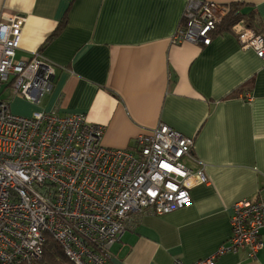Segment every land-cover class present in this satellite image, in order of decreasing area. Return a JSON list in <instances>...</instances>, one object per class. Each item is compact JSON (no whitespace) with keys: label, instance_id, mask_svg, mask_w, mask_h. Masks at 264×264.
<instances>
[{"label":"crops","instance_id":"crops-1","mask_svg":"<svg viewBox=\"0 0 264 264\" xmlns=\"http://www.w3.org/2000/svg\"><path fill=\"white\" fill-rule=\"evenodd\" d=\"M189 1L0 0V21L25 18L18 57L39 51L55 70L38 103L5 90L12 112L84 114L112 148H132L159 124L194 139L191 166L208 183L184 208L143 215L113 246V264L195 263L230 237L235 202L264 198V60L242 47L238 27L208 46L175 42ZM192 1L243 3L264 31V0ZM217 264H264V244L256 258L242 249Z\"/></svg>","mask_w":264,"mask_h":264},{"label":"built area","instance_id":"built-area-1","mask_svg":"<svg viewBox=\"0 0 264 264\" xmlns=\"http://www.w3.org/2000/svg\"><path fill=\"white\" fill-rule=\"evenodd\" d=\"M228 12V5L189 1L187 25L173 40L209 45ZM24 22L20 15L0 21V264H39L48 236L74 264H113V246L143 215L184 208L190 190L208 183L204 170L191 166L198 162L194 139L159 124L132 148H112L102 143L103 126L84 114L13 113L5 90L38 103L55 77L41 52L18 57ZM235 27L242 47L264 60V36ZM230 224L227 241L192 264H217L242 249L256 258L264 244V198L235 202Z\"/></svg>","mask_w":264,"mask_h":264},{"label":"trees","instance_id":"trees-1","mask_svg":"<svg viewBox=\"0 0 264 264\" xmlns=\"http://www.w3.org/2000/svg\"><path fill=\"white\" fill-rule=\"evenodd\" d=\"M245 4L237 2L236 4H229V12L223 18V20L217 23L216 28L211 33V41L215 36V33L222 32L224 30L234 29L237 24L242 25L246 28L253 29L257 34L264 36V31L259 30V24L255 20V15L252 10L248 12L243 11V7ZM67 17L65 15L63 21L57 28V30L51 35V39L56 37L61 30L65 27L67 23ZM187 25V18L185 12L183 13V17L181 22L178 25V30ZM236 29V28H235ZM49 41H51L49 39ZM48 43V41H47ZM202 44V43H199ZM211 44V43H210ZM46 45V44H45ZM204 45V44H202ZM208 46V45H205ZM252 82V81H251ZM135 142H133L132 147ZM39 264H74L64 253L62 247L59 243L51 236H48L45 251L42 260Z\"/></svg>","mask_w":264,"mask_h":264},{"label":"flooded vegetation","instance_id":"flooded-vegetation-1","mask_svg":"<svg viewBox=\"0 0 264 264\" xmlns=\"http://www.w3.org/2000/svg\"><path fill=\"white\" fill-rule=\"evenodd\" d=\"M226 14H227V13H226ZM226 14L223 15L221 19H218V20H217V23L221 22V21L223 20V18L226 16ZM216 25H217V24H216Z\"/></svg>","mask_w":264,"mask_h":264},{"label":"rangeland","instance_id":"rangeland-1","mask_svg":"<svg viewBox=\"0 0 264 264\" xmlns=\"http://www.w3.org/2000/svg\"><path fill=\"white\" fill-rule=\"evenodd\" d=\"M2 95H3V93H2ZM2 95H1V96H2ZM9 98H10V100L12 99V97H9ZM13 113L18 114V113L14 112V111H13ZM18 115H20V114H18ZM112 251H113V250H112Z\"/></svg>","mask_w":264,"mask_h":264},{"label":"water","instance_id":"water-1","mask_svg":"<svg viewBox=\"0 0 264 264\" xmlns=\"http://www.w3.org/2000/svg\"><path fill=\"white\" fill-rule=\"evenodd\" d=\"M217 6H219V3L214 2ZM203 4V3H202Z\"/></svg>","mask_w":264,"mask_h":264}]
</instances>
